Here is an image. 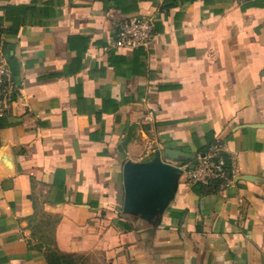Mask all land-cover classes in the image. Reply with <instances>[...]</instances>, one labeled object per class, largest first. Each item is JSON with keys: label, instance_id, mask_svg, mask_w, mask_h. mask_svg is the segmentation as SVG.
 Returning a JSON list of instances; mask_svg holds the SVG:
<instances>
[{"label": "crops", "instance_id": "1", "mask_svg": "<svg viewBox=\"0 0 264 264\" xmlns=\"http://www.w3.org/2000/svg\"><path fill=\"white\" fill-rule=\"evenodd\" d=\"M136 17L153 42L114 48ZM0 39V264H264V0H0ZM213 146L229 173L193 180ZM159 154L182 172L125 212Z\"/></svg>", "mask_w": 264, "mask_h": 264}, {"label": "built area", "instance_id": "2", "mask_svg": "<svg viewBox=\"0 0 264 264\" xmlns=\"http://www.w3.org/2000/svg\"><path fill=\"white\" fill-rule=\"evenodd\" d=\"M155 18L136 17L123 22L112 44L114 48L147 49L155 38ZM17 93V86L11 75L4 43L0 39V119L9 112ZM150 115H152L150 113ZM152 123L153 120H150ZM229 171L226 161L221 157V148L213 146L206 155L198 156L192 178L195 181H217L224 179ZM232 173L235 167L232 166Z\"/></svg>", "mask_w": 264, "mask_h": 264}, {"label": "water", "instance_id": "3", "mask_svg": "<svg viewBox=\"0 0 264 264\" xmlns=\"http://www.w3.org/2000/svg\"><path fill=\"white\" fill-rule=\"evenodd\" d=\"M165 154L171 160L182 158L181 153L174 150H166ZM181 172V169L164 163L160 154L153 164L127 162L124 167L125 212L130 211L133 205L140 203L141 196L149 191V187L158 186L157 189L164 190L166 184L172 181L173 175Z\"/></svg>", "mask_w": 264, "mask_h": 264}, {"label": "trees", "instance_id": "4", "mask_svg": "<svg viewBox=\"0 0 264 264\" xmlns=\"http://www.w3.org/2000/svg\"><path fill=\"white\" fill-rule=\"evenodd\" d=\"M209 182V184H215L214 181ZM46 257L48 264H81V261L76 259L79 256L62 254L57 250L48 249Z\"/></svg>", "mask_w": 264, "mask_h": 264}, {"label": "rangeland", "instance_id": "5", "mask_svg": "<svg viewBox=\"0 0 264 264\" xmlns=\"http://www.w3.org/2000/svg\"><path fill=\"white\" fill-rule=\"evenodd\" d=\"M83 257H76V259H77V261L78 260H80L81 261V264H101V263H99V262H91V261H88V260H86L85 258H83Z\"/></svg>", "mask_w": 264, "mask_h": 264}]
</instances>
